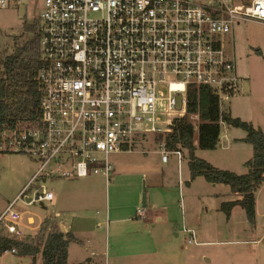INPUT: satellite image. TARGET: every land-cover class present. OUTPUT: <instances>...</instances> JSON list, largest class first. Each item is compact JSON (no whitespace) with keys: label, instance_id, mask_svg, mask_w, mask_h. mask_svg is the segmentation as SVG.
Listing matches in <instances>:
<instances>
[{"label":"built area","instance_id":"built-area-1","mask_svg":"<svg viewBox=\"0 0 264 264\" xmlns=\"http://www.w3.org/2000/svg\"><path fill=\"white\" fill-rule=\"evenodd\" d=\"M24 3L0 0V8ZM38 19L40 107L0 122V153L38 166L0 216V233L14 239L26 236L19 200L56 199L54 189L30 192L35 182L104 175L109 183L111 156L136 151L147 134L170 133L188 113L191 86L210 87L224 111L241 78L222 36L243 21L263 23L264 0H45ZM159 149L165 163L182 154L164 141Z\"/></svg>","mask_w":264,"mask_h":264},{"label":"rangeland","instance_id":"rangeland-1","mask_svg":"<svg viewBox=\"0 0 264 264\" xmlns=\"http://www.w3.org/2000/svg\"><path fill=\"white\" fill-rule=\"evenodd\" d=\"M44 1L25 0L15 8H0V63L32 39ZM222 37L236 54V71L241 78L240 92L226 100L223 110L264 127V22L243 21ZM221 129L216 149L198 147L196 154L222 169L232 166L245 174L248 167L244 163L253 155L251 143L244 139L247 131L225 123ZM111 162L114 171L109 183L104 175L35 182L30 192L54 189L57 196L54 201L32 205L18 201V209L24 212L21 228L25 234L35 235L39 229L33 228L46 217L63 221L69 228L75 220L76 225L84 224L87 217L90 227L98 230L104 258L127 253L137 257L134 264L154 255L161 264H264V184L256 192L254 221L241 206L233 209L227 221L223 203L236 193L230 186L208 182L204 177L187 184L191 172L188 160L172 152L169 161L162 162L156 133L147 134L132 153H114ZM37 167L24 154L0 153V215ZM144 193L147 218L136 216L137 209L143 207ZM106 215L108 224L103 221ZM185 228L195 232L196 242L187 243L192 233ZM31 260L12 252L0 255V264H30Z\"/></svg>","mask_w":264,"mask_h":264},{"label":"trees","instance_id":"trees-1","mask_svg":"<svg viewBox=\"0 0 264 264\" xmlns=\"http://www.w3.org/2000/svg\"><path fill=\"white\" fill-rule=\"evenodd\" d=\"M25 25L30 28L27 23ZM33 28L32 39L17 46L0 63V122L5 116L17 117L22 111H33L40 107L42 95L36 75L44 63V58L38 23ZM189 91L188 113L184 117L174 118L172 131L157 135V140L164 141L169 150L181 151L183 158L188 160L191 175L187 184L198 176H203L208 182L230 186L242 198L223 203L226 217L231 215L236 205H240L247 218L253 222L257 207L256 192L264 184V130L252 122L233 116L229 111H222L219 97L210 87L201 88L199 93L196 87L191 86ZM193 113L200 114L199 121L190 118ZM223 123L247 131L244 139L251 143L253 155L245 163L249 168L245 174L219 169L196 154L198 147L204 150L216 149ZM71 239L73 237L70 233L64 232L52 219L46 217L35 235L14 239L1 232L0 255L7 249L16 248L17 254L32 258L30 264H70L68 246Z\"/></svg>","mask_w":264,"mask_h":264},{"label":"crops","instance_id":"crops-1","mask_svg":"<svg viewBox=\"0 0 264 264\" xmlns=\"http://www.w3.org/2000/svg\"><path fill=\"white\" fill-rule=\"evenodd\" d=\"M256 127L262 128L264 130V127L262 125H259ZM200 158H202V157H200ZM202 159H205V158H202ZM205 160L212 163L211 159H209V160L205 159ZM245 163H244V165H245ZM212 164H213V166H215L219 169H222L221 167H218L214 163H212ZM223 167L225 168L224 170L230 169V170H233L235 172H239L237 170V168L232 167V166H227V167L223 166ZM248 170H249V168H248ZM248 170H247V172H248ZM190 175H191V172H190ZM91 176H93V175H91ZM91 176H89L87 178H90ZM198 177H203V176H198ZM80 178H85V177H76V178H71V179H66V180L76 181V179H80ZM197 178H195V179H197ZM188 181H186V183ZM191 181H193V180H191ZM241 198H242V196L240 194L236 193L235 198H233L232 200H238ZM257 200H258V197H256V204H257ZM138 201H139V199L136 200L134 204L137 205ZM238 206H240V205H236L233 209H235ZM4 209H3V211H4ZM138 209H137L136 216L147 218V216L149 215V211L148 210L146 211V216H140V215H138ZM48 218H50V217H48ZM230 218H231V216L226 217V220L229 221ZM50 219H52L54 221V223L57 225V227L61 228L66 233H70L73 237V239L70 240L69 246H68L69 247L68 261L70 264H78V263H82V264H134L135 256H133L131 254L126 255L127 253L116 254L114 256L104 258V253H103L102 248L100 246L101 242H100V236L98 234V230H93L92 227H90L91 226V224L89 222L90 220L87 219V217L83 218L84 224H82V222H78L76 225V223H75L76 220L73 221L71 223V226H70L71 230L63 221L58 222L54 218H50ZM126 219H127V221H131V219H128V218H121L120 220L126 221ZM29 220H30V222H34L35 219L33 217H29ZM158 220L162 221V218L158 216ZM42 221H40L39 224L37 225V227H35L33 229L38 230L39 225L42 223ZM103 221H105L108 224V222H109L108 215H106V218ZM132 221L134 222V220H132ZM100 223H102V221ZM176 228H177V226H176ZM135 260H137V257ZM144 261L141 264H161L160 258L157 255L150 256L149 258H147Z\"/></svg>","mask_w":264,"mask_h":264},{"label":"water","instance_id":"water-1","mask_svg":"<svg viewBox=\"0 0 264 264\" xmlns=\"http://www.w3.org/2000/svg\"><path fill=\"white\" fill-rule=\"evenodd\" d=\"M142 206L143 207L146 206V193L143 194ZM206 260H208V259H206Z\"/></svg>","mask_w":264,"mask_h":264}]
</instances>
